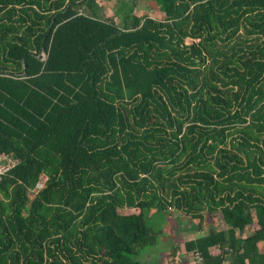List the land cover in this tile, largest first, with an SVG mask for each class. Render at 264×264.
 Returning <instances> with one entry per match:
<instances>
[{
  "label": "trees",
  "instance_id": "obj_1",
  "mask_svg": "<svg viewBox=\"0 0 264 264\" xmlns=\"http://www.w3.org/2000/svg\"><path fill=\"white\" fill-rule=\"evenodd\" d=\"M150 1L0 0V264H140L151 209L228 226L185 244L204 264H264V0Z\"/></svg>",
  "mask_w": 264,
  "mask_h": 264
},
{
  "label": "crops",
  "instance_id": "obj_2",
  "mask_svg": "<svg viewBox=\"0 0 264 264\" xmlns=\"http://www.w3.org/2000/svg\"><path fill=\"white\" fill-rule=\"evenodd\" d=\"M125 213L137 214L138 211L125 210ZM147 213L149 218H153L160 212L151 209ZM164 213L168 214V217L165 218H167V220H173V223L162 227V229L155 234L150 230L154 236V243L148 246L147 253L149 255H159L146 264H193L191 254L185 250V244L207 236L210 231L218 232L228 229V226L218 217L211 220H209L208 217H205L204 221L199 223L198 220H194L176 209ZM255 228V225L247 227L243 237L245 238L251 235ZM158 239L161 240L159 246H157ZM258 249L261 253L264 252V243H258ZM216 250L217 249L214 251L216 252ZM139 263L142 264L141 262ZM223 264H230L228 258Z\"/></svg>",
  "mask_w": 264,
  "mask_h": 264
},
{
  "label": "rangeland",
  "instance_id": "obj_3",
  "mask_svg": "<svg viewBox=\"0 0 264 264\" xmlns=\"http://www.w3.org/2000/svg\"><path fill=\"white\" fill-rule=\"evenodd\" d=\"M98 6L101 8V16L104 19H114V21L119 24V21L114 17V11H116L117 8H121L126 13H130V10L132 8V4L135 3L136 7L133 11V14L135 16H149L151 18H154L156 20L163 19V15L160 14L156 9L151 7V1L150 0H95ZM191 40H187L186 43L189 44ZM168 214L164 212L158 213V215H155L153 218L148 217V213H144V218L146 221L147 226L153 232L154 234L157 233L162 227L168 226L171 223H173V220H167ZM160 241L158 239L157 246H159ZM156 246V247H157ZM147 247L142 248L139 251V254L137 256H134L133 259L136 261L141 262L142 264H146L147 262H150L151 259L155 258L159 254H152L149 255L147 253Z\"/></svg>",
  "mask_w": 264,
  "mask_h": 264
},
{
  "label": "built area",
  "instance_id": "obj_4",
  "mask_svg": "<svg viewBox=\"0 0 264 264\" xmlns=\"http://www.w3.org/2000/svg\"><path fill=\"white\" fill-rule=\"evenodd\" d=\"M16 163L15 160H9L5 156H0V175L4 174L8 169ZM46 178L42 177L36 185L35 190L38 191L43 187ZM193 264H204L203 256L200 252H191Z\"/></svg>",
  "mask_w": 264,
  "mask_h": 264
},
{
  "label": "water",
  "instance_id": "obj_5",
  "mask_svg": "<svg viewBox=\"0 0 264 264\" xmlns=\"http://www.w3.org/2000/svg\"><path fill=\"white\" fill-rule=\"evenodd\" d=\"M37 58H38V60H40V61H45V60H46V55H45V53L43 52V49H41V52H40V54L37 56ZM24 68H26V65H25Z\"/></svg>",
  "mask_w": 264,
  "mask_h": 264
}]
</instances>
